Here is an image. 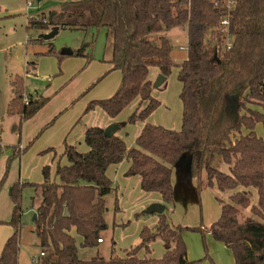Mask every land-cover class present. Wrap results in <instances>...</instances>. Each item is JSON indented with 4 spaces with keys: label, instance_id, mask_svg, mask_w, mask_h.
Wrapping results in <instances>:
<instances>
[{
    "label": "trees",
    "instance_id": "trees-1",
    "mask_svg": "<svg viewBox=\"0 0 264 264\" xmlns=\"http://www.w3.org/2000/svg\"><path fill=\"white\" fill-rule=\"evenodd\" d=\"M212 2L69 0L47 21L28 19L27 29L40 32L58 27L105 30L111 36L109 63L120 71V84L110 98L90 102L85 113L99 108L115 119L138 99L144 107L128 116L125 124L145 123L160 105L152 97L148 79L149 68L154 66L165 78L176 69L181 126L173 131L145 123L131 148L118 136L105 137L99 127L85 130L86 152L65 144L61 157L66 165L55 164L54 180L50 167L44 166L41 184H13L8 222L13 233L1 249L0 264H19L20 201L25 187L32 188L38 198L33 226L45 259L40 264H195L187 259L185 232L202 237L208 234L230 250L235 264H264V0L237 1L230 11L229 50L216 31L225 11ZM183 27L186 58L175 64L170 58L172 45L164 33ZM43 56L55 57L58 62L64 57L52 46ZM22 83L19 77L13 80L14 98L6 109V114L19 116L20 123L47 103L42 97H28L24 103ZM257 125L262 126L263 136L256 135ZM19 145V141L13 146L0 145V156L7 153L0 185L11 163L26 151ZM48 152L52 149L41 153ZM216 159L227 172L213 166ZM123 160L129 164L127 176L138 177L141 191L158 194L165 206L174 207L171 173L178 164L197 181L205 172L208 187L230 195L226 201L215 198L221 213L206 230L173 225L163 212L153 228L142 227L139 243L123 250V256L115 254L111 241L107 259L81 260L73 234L81 238L80 248H96L98 240L102 241L101 233L108 229L106 197L113 190L106 172ZM253 192L256 204L252 203ZM114 206L116 211V199ZM157 240L165 249L158 259L152 257L151 250Z\"/></svg>",
    "mask_w": 264,
    "mask_h": 264
},
{
    "label": "rangeland",
    "instance_id": "rangeland-1",
    "mask_svg": "<svg viewBox=\"0 0 264 264\" xmlns=\"http://www.w3.org/2000/svg\"><path fill=\"white\" fill-rule=\"evenodd\" d=\"M65 1L69 0L34 1L32 7L28 8L27 0H0V145L2 146L17 144L18 139L15 135L20 132L18 130L21 128L20 124H23V122L20 123L17 117L6 114L7 106L14 98L12 82L15 78H21L25 96H34L35 92L40 93L43 90L48 80L45 74L48 71L47 61L49 60L40 63V59L43 57V53L48 50V46H52L56 52L63 49L74 52H91L93 49V54L97 55L105 44V33L107 31L93 29L70 30L59 28L58 33L52 39L37 41L40 34L49 33L50 29L43 32L35 28L27 29L28 19L38 18L41 21H47L53 12L58 10L59 5ZM180 29H176L177 34H172L171 31L164 33L172 44L170 58L175 64L181 63L186 57V30L184 27ZM91 45L92 49L89 48ZM179 47H182V49ZM34 61L36 63L35 68L38 66L35 73L32 72ZM157 71L156 67H150V77L153 78ZM41 80H44V82ZM179 87L180 85L176 79V69H174L161 86L152 88L154 89V95L163 103L160 110L156 109L154 111L156 114L153 115L152 121L161 122L168 116L175 117L177 122L178 117L181 115V102L178 98ZM24 103H27V98H24ZM120 119H123L122 124L124 125L126 122L124 120L125 113L121 115ZM138 128L139 123L131 126L127 130V135L124 134V130L120 131L127 148L135 146V134ZM6 154V152H3V155L0 156V181L5 170ZM213 163V166L220 171L222 168L225 169L220 160L216 159ZM61 164L66 165L65 158H62ZM119 165L121 167L119 171L118 168L115 169V172L113 168L109 169L113 190L106 197L107 213L105 214V220L108 229L101 233L104 243L99 244L96 248H80L81 238L73 234L76 238L78 257L81 260L87 261L96 256L107 259L110 256L111 241L115 243V254L123 256L125 248L128 249L139 243V233L142 227L153 228L157 223V214L145 215L143 211L150 205V202H148L150 196L148 195L158 198V194L142 192L138 185V178L135 176L123 177L126 174L124 171L126 160H123ZM17 174L16 171L10 175L8 173L6 179L0 185V233L9 232V234H12L13 231L8 224L13 207L10 191L13 184L17 183ZM51 177L54 180L53 175ZM189 179H191L189 181L191 183L192 178ZM200 180L201 182L205 181L204 172H202ZM55 181L57 180L55 179ZM189 182L188 186H191ZM196 188L194 197L197 201L195 203H187L185 206L184 198L180 194L177 198L178 202L181 201L182 204L174 202L173 208L170 205L165 206L163 204L166 208L165 215L170 218L171 222L173 221L174 225L188 228L204 226L211 217L219 213L220 207L214 201L215 197H219L215 186L207 187L206 191L199 187ZM229 194H226L227 196L222 197V199L226 201ZM36 196L35 191L30 187H25L21 193L20 207L22 213L18 230V246L19 259L22 264H40L45 260L44 257L39 256L41 249L34 234L32 221L38 203ZM115 199L117 201L116 211H114ZM254 199L253 195L252 201ZM247 211H242L243 217L246 216ZM114 222H117L118 225L115 226ZM122 222H124L123 225ZM120 223L121 225H119ZM185 240L187 256L195 260L196 264H235L230 250L225 248L223 244L213 241L210 236L205 235L202 237L197 233L185 232ZM153 244L154 255L161 257L162 249H164L163 245L159 240ZM36 257L39 258L38 263L32 261V258Z\"/></svg>",
    "mask_w": 264,
    "mask_h": 264
},
{
    "label": "crops",
    "instance_id": "crops-1",
    "mask_svg": "<svg viewBox=\"0 0 264 264\" xmlns=\"http://www.w3.org/2000/svg\"><path fill=\"white\" fill-rule=\"evenodd\" d=\"M176 29L181 30L180 28H175L170 30L171 33L177 34L178 32L176 31ZM104 42L105 44L103 48L99 51L97 55L93 54V49L91 45V47H89L90 49H92L91 52L73 51V55L64 56L60 60V62H58V60L52 56L41 57L40 63L44 62L45 60H49L47 61L48 71L45 74V77H48L46 86L43 88V90L40 93L35 92L34 96L32 95L25 96V94L24 96L25 98L28 97L46 98L47 103L33 117H31L28 120H25L21 125V128L18 129L20 132H18V134L15 135V137H17L19 141L20 148L22 149L26 148V151L21 155V157L17 160H14L11 163L8 172L9 175L15 171L18 172L17 180H16L18 183L41 184L43 181L41 170L44 166H49L50 173L51 175H53L55 164L59 162V164L62 165L61 164L62 158L64 157H61V155L65 144L68 146L75 147L78 152L81 153L86 152L87 147L83 142V138H84L85 130L89 127H99L105 129L111 124H117L119 126V129L114 135L115 136L118 135L119 137H121L120 131L124 130V134L127 135V130H129V128L133 126L126 124L123 125L122 124L123 119L120 118L121 115L125 113L124 120H126L128 116H130L132 113L144 107V104H140L138 99L133 101L115 119H111L107 117L99 108H96L93 111L85 113V108L90 102L97 100H105L113 96L121 81L120 71L113 70L112 65L109 63V60L111 58V36L109 35V33H105ZM179 48L181 49L182 47ZM33 63H34V68L32 72L35 73L37 71L38 66L37 68H35L36 65L35 61ZM159 75L160 74L157 71L153 76V78H151L150 74L148 73V79L152 83ZM41 81L44 82V80ZM179 93H180V87H179L178 96ZM152 97L155 98L157 101H159L157 97L154 95V89H152ZM162 107H163V103L160 102V105L157 108V110H160V108ZM181 112H182V107H181ZM154 114L156 113L153 112L147 118L145 123L154 126H161L165 129L173 130V131H178L180 129L181 115L180 117H178L177 122L175 117L171 118L168 116L165 119H163L161 122H157L156 120L155 122L152 121ZM15 117L20 119L19 116H15ZM138 123H139V128L136 131L135 139L145 124L142 122H137L136 124ZM255 133L259 137L263 136L261 125L256 126ZM48 149H52V152H48L45 154L41 153ZM6 158H7V154H6ZM128 167L129 164L126 161V165L124 167L125 173L127 172ZM110 168H113L115 172V169L117 170L118 168L119 171L121 167L120 165H116V166H111L107 169L106 175L111 180V175L109 173ZM224 168L225 169L222 168L221 171L227 172L226 166ZM123 177H127V174H125ZM190 180L191 179L187 177L183 168L180 167L172 168L171 184L173 188V199L175 203L182 204L181 201L178 202V198H177L180 194H182L184 198L185 206L187 203H195L197 201L196 197H194L195 190L197 189L196 187H199L203 191H206L208 187L206 176L204 182H201V180L197 181L196 179L192 178V181L190 183L189 182ZM188 182L189 185L191 186H188ZM138 185L140 188L139 178H138ZM254 193H252V196L254 195L255 199L253 200L252 203L256 204L257 197ZM226 194L229 193L218 192L219 197H215V198H222V197L224 198L225 196H227ZM148 196H150L148 198V202H150V205L154 203L163 205L159 195L158 198L153 197L152 195H148ZM215 198L214 201L216 202ZM218 212H219L218 214L216 213L206 222V225L204 226L200 225L201 229L203 230L208 229L210 225L213 224L219 218L221 209ZM116 223L114 222L115 226L118 225V223L117 224ZM123 223L124 222H122V225ZM119 225H121V223ZM193 227H197V226H193ZM205 235L209 236L208 234ZM10 236L11 234H9V232L0 233V252L5 241ZM101 239L102 241L99 244L104 243V239L102 236ZM111 239L113 240V238ZM183 240L186 245L185 233L183 235ZM153 245L154 244L151 245L152 257L158 259L160 257H156L154 255ZM114 250L116 251L115 247ZM164 251L165 249H162V255L164 254ZM187 259L188 261L194 262L196 264V261L192 260V258H189L187 256ZM17 260L19 264H22L19 259V252H18Z\"/></svg>",
    "mask_w": 264,
    "mask_h": 264
},
{
    "label": "water",
    "instance_id": "water-1",
    "mask_svg": "<svg viewBox=\"0 0 264 264\" xmlns=\"http://www.w3.org/2000/svg\"><path fill=\"white\" fill-rule=\"evenodd\" d=\"M57 33H58V27H53V28H51L49 33L40 34L38 36V39H42L44 41H47V40L52 39ZM59 54L61 56H71V55H73V51H70L69 49H63L62 51L59 52ZM165 79L166 78L164 76L159 75L156 78L155 82L152 84V88L159 87L161 84L164 83ZM118 129H119V126L117 124H111L108 127H106L105 129H103V134L105 137H110V136L114 135L118 131ZM175 167L182 168L179 164L176 165ZM185 174L187 175L188 178L191 177L189 175V173L185 172ZM164 210H165V207L163 205L154 203V204L149 205L143 211V214H145V215H152V214L160 215L164 212ZM34 219H35V215H33L32 221H34Z\"/></svg>",
    "mask_w": 264,
    "mask_h": 264
},
{
    "label": "built area",
    "instance_id": "built-area-1",
    "mask_svg": "<svg viewBox=\"0 0 264 264\" xmlns=\"http://www.w3.org/2000/svg\"><path fill=\"white\" fill-rule=\"evenodd\" d=\"M36 0H27V7L31 8L33 2ZM238 0H213L214 7H221L224 9L225 13L218 21L216 31L218 35L222 38L223 46L226 50H229L232 45V37L229 33L230 26V11L233 10ZM182 49V48H181ZM98 243H101V240H98ZM40 257H43L44 254L40 252ZM34 263H38L39 258H32Z\"/></svg>",
    "mask_w": 264,
    "mask_h": 264
}]
</instances>
